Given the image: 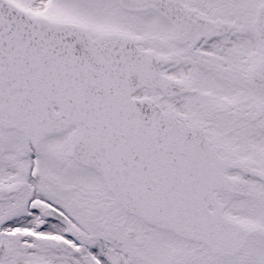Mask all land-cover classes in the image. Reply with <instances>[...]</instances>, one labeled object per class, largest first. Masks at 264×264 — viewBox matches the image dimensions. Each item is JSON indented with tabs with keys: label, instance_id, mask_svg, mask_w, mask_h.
Returning a JSON list of instances; mask_svg holds the SVG:
<instances>
[{
	"label": "snow or ice",
	"instance_id": "6c2138e0",
	"mask_svg": "<svg viewBox=\"0 0 264 264\" xmlns=\"http://www.w3.org/2000/svg\"><path fill=\"white\" fill-rule=\"evenodd\" d=\"M0 264H264V0H0Z\"/></svg>",
	"mask_w": 264,
	"mask_h": 264
}]
</instances>
